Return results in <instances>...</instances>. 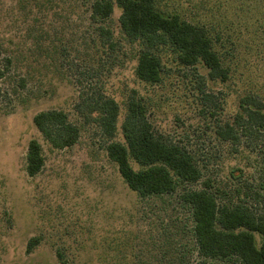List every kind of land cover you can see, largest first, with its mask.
<instances>
[{
  "label": "rangeland",
  "instance_id": "1",
  "mask_svg": "<svg viewBox=\"0 0 264 264\" xmlns=\"http://www.w3.org/2000/svg\"><path fill=\"white\" fill-rule=\"evenodd\" d=\"M86 6L78 0H0V59H11L10 78L0 82V95L6 93L0 98V264H59L56 251L65 252L67 264H201L191 247L188 209L176 196L141 201L128 191L106 156L105 139L73 110L70 64L86 60L83 40L75 41L91 32ZM157 6L179 11L222 39L231 79L206 81V90L221 93L225 117L237 109L240 93L254 88L264 94V0H157ZM118 16L115 9L106 26L117 30ZM128 59L108 78L107 92L121 102L136 89L157 133L180 140L189 132L193 142L202 122L192 73L171 71L160 86L144 85ZM199 73L206 74L200 67ZM19 77L26 79L22 90L15 89ZM49 109L65 112L79 127L75 146L53 150L34 129L32 117ZM31 139L45 157L33 179L24 171ZM39 235L42 243L27 254L28 239Z\"/></svg>",
  "mask_w": 264,
  "mask_h": 264
},
{
  "label": "trees",
  "instance_id": "2",
  "mask_svg": "<svg viewBox=\"0 0 264 264\" xmlns=\"http://www.w3.org/2000/svg\"><path fill=\"white\" fill-rule=\"evenodd\" d=\"M78 1L87 4L91 32L75 40H83L86 60L74 58L70 64L77 91L73 110L105 139L104 151L122 183L141 201L177 197L188 209L191 247L201 264H264V94L254 88L240 93L237 109L225 117L221 93L206 90V81L227 84L231 79L230 56L217 34L211 36L179 11H161L157 0ZM115 9L117 30L106 26ZM37 49L41 53L42 47ZM60 52L68 53L65 48ZM127 59L144 85L160 86L171 71L192 73L191 91L202 122L193 142L189 132L180 140L157 133L136 89L121 102L107 92L108 78ZM10 68V58L0 59V82L10 78ZM25 83L19 77L15 89H24ZM32 123L53 150L73 147L80 138L79 127L60 110L40 111ZM41 146L31 139L26 147L24 171L31 179L45 165ZM42 241L41 235L29 238L25 252ZM55 256L59 264L68 263L65 252Z\"/></svg>",
  "mask_w": 264,
  "mask_h": 264
}]
</instances>
